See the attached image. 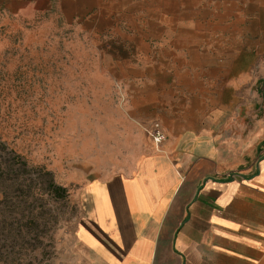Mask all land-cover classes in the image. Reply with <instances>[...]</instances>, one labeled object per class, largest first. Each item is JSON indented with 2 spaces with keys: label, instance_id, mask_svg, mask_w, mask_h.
Masks as SVG:
<instances>
[{
  "label": "rangeland",
  "instance_id": "1",
  "mask_svg": "<svg viewBox=\"0 0 264 264\" xmlns=\"http://www.w3.org/2000/svg\"><path fill=\"white\" fill-rule=\"evenodd\" d=\"M192 132L264 149V0H0V264H62L86 186Z\"/></svg>",
  "mask_w": 264,
  "mask_h": 264
},
{
  "label": "crops",
  "instance_id": "2",
  "mask_svg": "<svg viewBox=\"0 0 264 264\" xmlns=\"http://www.w3.org/2000/svg\"><path fill=\"white\" fill-rule=\"evenodd\" d=\"M191 135L86 186L62 264H264V149Z\"/></svg>",
  "mask_w": 264,
  "mask_h": 264
},
{
  "label": "built area",
  "instance_id": "3",
  "mask_svg": "<svg viewBox=\"0 0 264 264\" xmlns=\"http://www.w3.org/2000/svg\"><path fill=\"white\" fill-rule=\"evenodd\" d=\"M147 133L156 146L162 145L166 141V135L159 123L152 124Z\"/></svg>",
  "mask_w": 264,
  "mask_h": 264
},
{
  "label": "trees",
  "instance_id": "4",
  "mask_svg": "<svg viewBox=\"0 0 264 264\" xmlns=\"http://www.w3.org/2000/svg\"><path fill=\"white\" fill-rule=\"evenodd\" d=\"M50 188L56 191V195H58L60 198L67 196V190L63 187L57 186L54 182H51Z\"/></svg>",
  "mask_w": 264,
  "mask_h": 264
}]
</instances>
